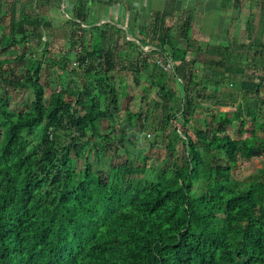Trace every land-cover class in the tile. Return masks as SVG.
Wrapping results in <instances>:
<instances>
[{
	"label": "trees",
	"instance_id": "16d2710c",
	"mask_svg": "<svg viewBox=\"0 0 264 264\" xmlns=\"http://www.w3.org/2000/svg\"><path fill=\"white\" fill-rule=\"evenodd\" d=\"M51 1L53 5L56 1L64 3L65 9L60 11L70 13L56 36L67 37V26L70 22L74 25L68 50L58 53L53 63L38 50L49 33L40 34L37 48L28 41L36 29L45 32L50 28L46 15L39 10L53 6ZM29 3L33 14H23L21 9L18 16L14 5L10 12L0 10V36L7 39L6 43L0 39V51L4 56L19 51L12 60L0 59L1 81L7 86L8 81L18 85L11 95L0 93V101L8 107L18 89L32 97L28 110L5 112L0 122V264H264V171L241 189L228 173L229 166L223 165L224 161L233 165L239 159L263 156L264 139L253 129H245L250 135L245 140L232 138L225 130L226 113L217 110L209 116L205 108L203 113L208 114L201 117V102L195 100H206L198 95V84H214L215 91L229 92L223 86L229 74L233 79L230 85L235 86L241 100L255 108L258 100L264 105V98L259 97L264 85V30L249 44L209 47L208 42L192 38L191 20L185 17L178 34L185 41L183 49L168 46L173 31L165 26L168 13L154 14L149 22L139 21L140 44L128 42L143 57L130 65V69L136 68L134 76L131 72L133 78L147 71L138 77L137 85L145 95L156 87L162 110L164 103L181 100V105L155 129L160 136L163 132L162 140L166 141V166L151 182L130 184L132 177L145 173L146 167L139 161L144 163L146 157H133L122 140H118L121 148L113 149L109 146L114 142L111 134L95 132L99 122L115 129L118 101L128 87L123 75L113 70L105 35L95 32L90 48L84 45L86 34L99 30L95 19L88 20L85 2L72 12L67 10L68 0ZM7 18L5 27L2 20ZM115 23L105 24L111 27ZM117 29L134 34L128 27ZM143 46L149 47V53L142 51ZM208 49L215 54L223 52L221 58L206 59ZM72 52L77 66L74 70L65 59ZM190 53H197L204 62L190 57ZM154 57L161 63L152 60ZM165 65H169L166 70ZM207 65L212 72L218 70V79H205L202 70ZM189 66L194 69L190 73ZM42 70L58 75L78 73V95L64 99L61 93H54L46 105L38 81ZM162 73L167 80L154 86V79ZM238 77L243 78L234 81ZM210 96L213 103H220L221 98ZM229 97L232 101L225 105L233 109V117L244 129L247 121L242 119L241 101ZM246 113L264 121L259 108ZM177 115L183 128L194 126L196 138L186 130L178 133L176 128L164 135ZM139 117V112L127 108L126 128L145 130L146 124H138ZM35 131L39 141L32 145L29 137ZM63 133L71 137L69 143L62 141ZM124 136L122 131L119 139ZM179 142L180 152L176 148ZM87 145L93 161L77 166ZM122 149L123 161L114 160ZM107 161V179L103 180L97 166L107 165ZM205 161L208 167H203Z\"/></svg>",
	"mask_w": 264,
	"mask_h": 264
},
{
	"label": "rangeland",
	"instance_id": "374dc122",
	"mask_svg": "<svg viewBox=\"0 0 264 264\" xmlns=\"http://www.w3.org/2000/svg\"><path fill=\"white\" fill-rule=\"evenodd\" d=\"M4 0H0V8L1 7H5L4 10L7 9V12H10L11 8H10V4L11 2H16L18 4H16V12L17 15L19 16L20 14V10L23 9L24 13H31L33 14L34 8H31V4L28 2V0H5V2L8 4L6 6L2 5L1 2ZM11 1V2H10ZM23 6V8H22ZM61 9V4H58V6L53 5L50 7H44L43 9H40L39 12L41 14H45L47 17V22L50 23L48 26H50V28L45 29V32H42L41 30L36 29V32L32 35L29 36L28 41L29 44L33 45L35 48H37V42L39 39L40 34H45L46 32L50 34V36L46 39V43L41 46L40 48H38V50L43 53H45L44 58L45 59H49L50 63H53L52 60L57 61V54L58 53H62V52H66L68 50V45H67V41H69V36L72 35V33L70 32V30H73V24L72 22L69 23V25L67 26L69 34L67 37H63V36H56V33L58 31V28L61 26L62 20H67L70 18V13H68V15H65L64 13H62V11H60ZM2 10V9H0ZM110 15H113V13L108 12ZM116 17L118 19H120L118 17V14ZM3 21V25L6 27V25L8 24V18L7 20H2ZM104 21L103 20H98L96 21V26H98V31H90L88 34H86V41L84 42L85 46H88V48H90L89 44H91L92 41V35L96 32L97 34L103 33L106 37L107 40H105V42L108 44L107 48H109V52L111 54V56H113V70L114 72H119V74H122L124 77V80L128 83V87H127V94L120 96L119 98V103H118V113L117 116H115V129L114 126L111 127V125L107 124V123H97V127L98 130H95V132L99 133H108L111 134L112 137H114V142L113 144L110 143L109 146L112 147L113 149H119L121 148L120 144L118 143V140H122L123 141V146L125 147V149L127 151H131V155L133 157H137L138 155L141 156H145L146 157V161L144 163L139 161V165L142 167H146L145 168V173L142 174L140 177L134 178L132 177L129 180L130 184H136V183H144V182H151L154 178L155 173H159L161 168L163 166H166V161H164V157L167 153L165 146H166V141L165 138L164 140H162V134L163 132H161V136L159 135V132H156L155 129H159L158 127L161 125L162 121H165L166 118L168 117V115H171L172 113L176 112L178 110V108L180 107L181 100H176L173 101L171 103H164V110L161 109V102L156 94L157 88L154 87L153 90L150 91V93L148 95H145L141 88L137 85L138 83V77L145 75L147 73V71L145 72L144 70L137 75V78H133L134 74L132 71H135L136 68L134 69H130V65H132V63L135 62L136 58L141 59V61L143 60V57H139L137 54V51L135 50V48H132V46H130L128 44V42L130 40H133L136 42V44H140L138 41L139 38V34H137V27L136 26H129L128 29H130L134 34L133 36L131 35H127L126 32L119 30L117 28H124L126 27L123 24L120 23H115L114 26H106V24H102ZM107 22V21H106ZM42 27V24L39 26ZM85 27V26H84ZM180 27V23H177V25L175 27H171L173 29L172 31V37H170L169 40V47H179L180 48H186L185 46V41L183 39H180L178 34H179V28ZM72 28V29H71ZM217 29H215L214 31L216 32ZM259 30H262V28H260ZM56 31V32H55ZM94 31V32H93ZM131 31H129L131 33ZM192 29H191V35L192 38H198L200 40V36L198 33H193ZM233 38V37H231ZM0 39L3 43L7 42V39L5 36H0ZM72 39V36H71ZM74 39V38H73ZM73 39L71 40V43L73 41ZM206 42L209 43V47H212L215 45V42H211L210 39L207 38H203ZM202 39V41H203ZM242 40V39H239ZM244 40V39H243ZM80 40H78L79 43ZM236 41V40H235ZM226 41H223L222 43H225ZM237 43V42H236ZM233 44V41L232 43ZM227 45V44H226ZM70 49H72V46L70 45L69 47ZM147 46H143L142 47V51L144 53H149ZM0 50H2L0 48ZM212 49H208L205 52V58L206 59H215L218 60L221 58V54L223 52H217L212 53L211 52ZM15 51V50H14ZM14 51H10L9 53H7L6 56L2 55V51H0V59L3 58H9V59H14L15 56H17L19 54V51L16 50V52ZM233 51H235L236 53L238 52L236 47H233ZM132 52V53H130ZM253 52V51H252ZM251 52V53H252ZM190 57L195 58L197 61H203V58L199 57V55L197 53H190ZM127 55V56H126ZM67 55H65L66 57ZM144 56V55H143ZM74 52H72L71 57L67 56L65 59H69L67 61H69V69L70 70H74L77 68L74 60ZM189 59V58H188ZM152 60H154L156 63L160 64L161 60H159L157 57L152 58ZM56 66V65H55ZM169 65H165V67L163 68L164 70L168 69ZM191 70H194L191 68V66L188 67V71L190 73ZM205 74L207 75L205 79H208L211 77V79L216 80L220 77V74L218 72L217 69H214L212 72V67H210L209 65L204 66L203 70H202ZM205 71H210L209 73H205ZM133 76H132V74ZM193 73V72H192ZM196 73V72H195ZM202 74V75H203ZM197 75H199L200 77H202L200 72H197ZM198 77V76H197ZM217 77V78H215ZM225 83L223 84V86L227 87L226 89L229 90V92H225V91H220L219 89H217L215 91V86L214 84H209V85H204V84H198V88H200L201 91H199L198 95L201 96H205L206 100L203 101L199 98H196V101H200L201 105H199L200 108L198 109H202V111L199 112V114L201 115V117H205L207 116L208 113H203L204 109H208L209 111V116L211 115L210 113H214V111H221L223 113H226V116L224 118V122L227 124L225 125L226 127V133L228 135H230L232 138H239L242 140L247 139L250 135L248 132L245 131V129L249 130V129H253L256 131V134L259 136L260 139H264V121L263 122H259L261 121V119H256V115L252 116L247 114V111H256L258 108L260 109V111H262V113H264V105L262 104V102L260 100H258V106H256V108L254 107V104H252L250 102V104H248V102L246 103L245 100H241L240 98V94H238V91H235V86L230 85V81H232V75L227 74L225 77ZM230 80H227V79ZM243 77H238L236 78L234 81H237ZM167 80L166 76L164 73H162L160 76H158L157 78L154 79V86L158 85L161 86L163 85V83ZM39 84L42 87V96L44 97V101L46 102V105H48L52 99V95L54 93H61L63 95L64 99H68V97L70 96H74V95H78V88H79V77H78V73H74V74H67L66 72H63L62 74L58 75L53 71H47V70H42V74L40 76V78L38 79ZM10 82V85H5L1 79H0V93L2 92H6V94L11 95L13 93V88L15 89L16 86H18L16 83ZM15 85V86H14ZM144 85V83H143ZM142 86V85H141ZM175 86L179 87V84H176ZM224 87V88H225ZM179 90V89H178ZM215 91V92H214ZM262 94L259 96L260 99L264 98V85L263 88L261 89ZM25 92V91H24ZM21 89L15 90V94L13 95V100L12 103L8 104V107L5 108V103L0 101V122L3 120L4 118V113L5 112H12V113H16L19 112L20 110L24 109V110H28L30 104H31V98L29 97V95L25 92L24 93ZM212 94H215L216 98H221L220 103L216 104L213 103V101H211V96ZM235 97L234 101L238 100L237 103H239V101H241V105H242V113H245V115L242 116V119L247 121V124H245V128H241V123L237 121L236 117L234 118L232 115L233 113V109L230 106H226L225 103L229 104L230 101H232V98L229 96ZM231 98V100H230ZM219 100V99H218ZM243 101V102H242ZM220 106V107H219ZM129 108L131 111L133 112H139L140 113V117L138 119V124H146V129L141 131V132H137V129H130L128 130L126 128V122L124 120V111ZM7 109V110H4ZM256 119V120H255ZM184 124L182 123V118L177 115V117H175V119L172 120V125L169 127H167V131L164 132V135L171 133V130L173 128H176L178 133L183 132V130H186L188 135L191 136L193 139L196 138L195 137V128L192 125H186L185 128H183ZM123 131L124 133V138L123 139H119L120 137V133ZM1 132V130H0ZM23 133V132H22ZM64 135H61V139L62 141H64L65 143H69V140L71 139V137H69L68 133H63ZM23 135V134H21ZM110 135V136H111ZM39 134L37 131H35L30 137H29V142L32 145H36L39 141ZM1 139V136H0ZM91 140H93V138H90ZM175 140H177L175 138ZM157 141V142H156ZM133 142L137 143V146H135L133 144ZM176 148L179 150V152L182 149V145L181 143H177L176 144ZM204 154V153H202ZM119 155L121 156L119 158H117L116 155H114V160H118V161H123V157L125 156V153L123 151V149L119 152ZM86 160H90L93 161V158L91 157V153H89V147L87 145V148L85 150V152L83 153V155L80 157V162L79 165L77 164V166H84L85 161ZM223 165L225 167L229 166L228 168V173L230 174V176L232 177V180H235L239 183V186L241 189L245 188L248 183L250 182V180L253 177H258L260 171H264V155H260L258 157H253L251 160H241L239 159L238 162L236 164L233 165H227L226 161L223 162ZM209 166V162L205 161V163L203 164V167H208ZM108 161H107V165H105V163L103 164H98L97 169L99 172V176L103 179L106 180L107 179V171H108ZM142 178V179H141Z\"/></svg>",
	"mask_w": 264,
	"mask_h": 264
},
{
	"label": "crops",
	"instance_id": "0c3cea01",
	"mask_svg": "<svg viewBox=\"0 0 264 264\" xmlns=\"http://www.w3.org/2000/svg\"><path fill=\"white\" fill-rule=\"evenodd\" d=\"M83 2L88 20H103L107 23L114 20L126 27H141L139 21L148 19L149 22L154 14H169L165 19L166 27H175L177 23L182 25L183 19L190 17L192 32L199 34L200 41L207 38L215 45L224 44L223 41L227 45L233 41L231 45L235 46L249 44L264 30V0H68L67 10L72 12ZM1 4L8 5L5 0ZM9 4L16 6L17 3ZM54 5L58 6V1ZM61 9H65L64 3Z\"/></svg>",
	"mask_w": 264,
	"mask_h": 264
},
{
	"label": "clouds",
	"instance_id": "9594fccd",
	"mask_svg": "<svg viewBox=\"0 0 264 264\" xmlns=\"http://www.w3.org/2000/svg\"><path fill=\"white\" fill-rule=\"evenodd\" d=\"M106 23V21H104L102 24Z\"/></svg>",
	"mask_w": 264,
	"mask_h": 264
}]
</instances>
